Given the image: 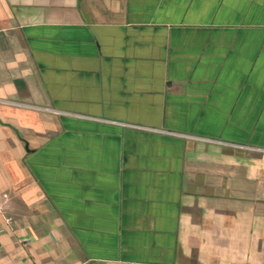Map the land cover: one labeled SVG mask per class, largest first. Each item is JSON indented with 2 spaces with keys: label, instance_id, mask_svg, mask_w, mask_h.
Returning a JSON list of instances; mask_svg holds the SVG:
<instances>
[{
  "label": "crops",
  "instance_id": "crops-1",
  "mask_svg": "<svg viewBox=\"0 0 264 264\" xmlns=\"http://www.w3.org/2000/svg\"><path fill=\"white\" fill-rule=\"evenodd\" d=\"M0 205V264H264V0H0Z\"/></svg>",
  "mask_w": 264,
  "mask_h": 264
},
{
  "label": "built area",
  "instance_id": "built-area-1",
  "mask_svg": "<svg viewBox=\"0 0 264 264\" xmlns=\"http://www.w3.org/2000/svg\"><path fill=\"white\" fill-rule=\"evenodd\" d=\"M2 199H3V200H7V195H6V194H5V195L3 194V195H2ZM1 209H2V208H1V205H0V210H1ZM5 221H6L7 223H9L11 220L8 219V218H5Z\"/></svg>",
  "mask_w": 264,
  "mask_h": 264
}]
</instances>
